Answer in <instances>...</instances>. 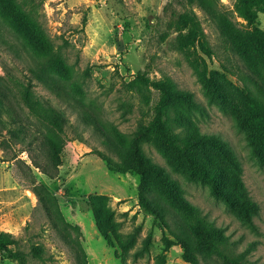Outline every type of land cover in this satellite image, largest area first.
I'll return each instance as SVG.
<instances>
[{
    "label": "rangeland",
    "instance_id": "rangeland-1",
    "mask_svg": "<svg viewBox=\"0 0 264 264\" xmlns=\"http://www.w3.org/2000/svg\"><path fill=\"white\" fill-rule=\"evenodd\" d=\"M220 1L234 12L239 25L264 29V10L248 23L234 11L235 0ZM1 3L0 28L13 51L0 40V83L5 92L33 129L38 122L22 102L15 78L30 80L34 94L61 106L69 121L57 172L49 178L32 165L22 145L8 140L6 128H1L7 116L0 112V233L16 238L8 245L11 251H0V264H191L182 258L180 244L140 206L138 175L110 169L101 155H112L105 133L112 139H126L139 122L151 119L159 99L154 83L167 78L201 101L203 109L196 121L233 151L256 212L245 220L207 181L173 166L151 145H143L145 152L180 180L184 195L228 235L233 252L245 254L244 264H264V148L256 147L244 120L256 87L241 62L244 58L226 47L205 12L184 0ZM14 3L31 12L47 42L38 38L22 10L11 8ZM190 9L209 41L203 42L207 51L201 50L199 42H188L183 49L177 42L179 31L186 29L179 30L175 20ZM48 48L59 56L45 65ZM38 62L37 73L84 103L92 117H78V107L60 103L38 81L29 70V64ZM252 69L261 80L262 71L254 65ZM97 126L103 127L104 134ZM213 154L226 169L231 167L227 157ZM41 182L56 197L59 214L53 210L50 216L44 209L34 189ZM34 248L40 249L41 257ZM75 249H81L85 258L76 256ZM199 261L223 264L215 255L200 256Z\"/></svg>",
    "mask_w": 264,
    "mask_h": 264
},
{
    "label": "trees",
    "instance_id": "trees-1",
    "mask_svg": "<svg viewBox=\"0 0 264 264\" xmlns=\"http://www.w3.org/2000/svg\"><path fill=\"white\" fill-rule=\"evenodd\" d=\"M184 2L189 6L195 4L205 12L226 47L244 58L245 62H241L256 87L255 92L250 94L249 108L244 120L249 126L251 140L258 149L264 148V29H250L239 25L234 12L225 8L220 0ZM11 5L13 10H22L18 3ZM2 6L3 3L0 4V7ZM234 7L237 15L250 23L256 19L258 10H264V0H235ZM23 12V18L36 30L38 38L47 42L43 27L32 17L30 11ZM192 13L194 14L191 9L183 11L175 20L179 30L186 29L179 31L177 42H182L181 49L188 42L193 45L199 42L201 50L207 51L203 42L209 41L197 18H192ZM200 29L201 32L198 33ZM4 36V31L0 28V40L12 51L9 39ZM48 49L46 60L42 62L45 65L56 61V56H59L57 51ZM207 53L212 55L215 52ZM39 64L40 62L36 65L29 64V70L38 81L51 90L60 103H67L66 105L74 109L78 107V117L83 120L84 117H92L84 103L75 100L46 76H40L37 73ZM252 65L262 71L261 80L253 74ZM13 81L21 87L22 102L38 123L34 129L25 123L23 115L8 97L4 85L0 83V112L4 111L7 116V121L1 122V128H6L9 141L19 143L24 147L22 149L28 151L34 167L52 178L58 169V154L65 140L68 116L61 106L36 96L30 80L26 82L22 78H15ZM154 86L159 91V99L153 108V115L147 122H139L129 138L112 139L108 134H104L102 126H97L106 136L104 142L112 152V155L102 152L103 159L110 169L116 172L130 171L138 175L140 206L151 213L180 244L184 260L191 264H200V256L215 255L223 264H244L245 254L233 252L224 230L202 214L200 207L184 195L180 180L145 152L143 145L153 146L173 166L185 169L189 174L207 181L216 194L237 207L245 220H250L257 206L241 179L240 166L233 156V151L219 135L200 128L196 116L203 106L192 91L178 87L169 78L156 81ZM2 143L8 141L5 139ZM214 152L227 157V160L231 161V167L226 169L224 161L216 157ZM34 189L47 214L51 216L53 210L60 213L56 197L45 184L41 182V186H35ZM14 242L16 238L12 234L0 233V251H11L8 245ZM73 245L70 243L71 247ZM34 253L41 257L39 248H34ZM75 253L76 256L85 258L81 249H75ZM154 264L163 263L156 261Z\"/></svg>",
    "mask_w": 264,
    "mask_h": 264
},
{
    "label": "bare ground",
    "instance_id": "bare-ground-1",
    "mask_svg": "<svg viewBox=\"0 0 264 264\" xmlns=\"http://www.w3.org/2000/svg\"><path fill=\"white\" fill-rule=\"evenodd\" d=\"M28 193L30 194V195H32V193L28 190Z\"/></svg>",
    "mask_w": 264,
    "mask_h": 264
}]
</instances>
